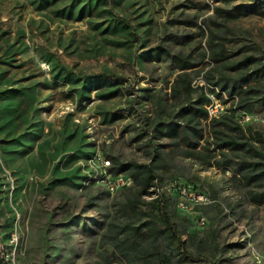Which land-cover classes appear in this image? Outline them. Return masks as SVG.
<instances>
[{
	"label": "rangeland",
	"instance_id": "374dc122",
	"mask_svg": "<svg viewBox=\"0 0 264 264\" xmlns=\"http://www.w3.org/2000/svg\"><path fill=\"white\" fill-rule=\"evenodd\" d=\"M75 1L67 18L58 13L71 0H0V44L9 39L16 53L0 57V111L16 115L34 100L28 127L0 135V246L16 244L21 264H120L99 242L132 181L110 171L115 161L149 164L156 149L160 190L189 225L192 256L181 264H264V203L232 171L181 152L206 154L209 121L193 138L176 120L177 142L155 131L200 92L225 112L250 85L263 102L240 125L264 137V70L256 82L240 79L264 68V0ZM181 75L192 100L173 94ZM117 178L125 185L107 192L102 181Z\"/></svg>",
	"mask_w": 264,
	"mask_h": 264
},
{
	"label": "trees",
	"instance_id": "16d2710c",
	"mask_svg": "<svg viewBox=\"0 0 264 264\" xmlns=\"http://www.w3.org/2000/svg\"><path fill=\"white\" fill-rule=\"evenodd\" d=\"M40 1L52 4L62 0ZM87 1L86 6L89 7L93 1L99 3L102 0ZM77 2L71 0L70 5H65L58 14L70 18L73 14L72 6ZM83 11L81 9L78 16L83 15ZM3 36L4 34L1 35ZM218 39L220 36L212 33L209 40L210 53L214 60L222 59L225 52L222 45L214 49ZM0 52H2L0 57L9 60L16 54L14 44H10L9 39L0 44ZM251 60L247 58L241 66H248ZM187 66L181 70L192 68L190 65ZM263 70L264 68L245 72L240 77L241 82L246 84L256 82L262 76ZM204 78L211 83L215 77L213 72H208ZM180 80L182 87L174 89L173 94L180 96V91L183 90L189 99L191 95L189 80L186 75H181ZM222 89L226 88L221 87ZM1 94L0 106L5 102ZM232 95L230 93V96ZM258 96V91L249 85L243 92V96L232 101L223 114L210 118L205 109L209 99L203 92H200L188 107L178 109L177 113L170 117L172 120L158 124L155 131L177 142L182 130L178 127L176 120L185 122L193 138H196L193 129L200 127L201 122L209 121L210 140L207 139L206 145L202 147L206 154L197 150L181 152L187 157L203 160V162L208 159L210 166L218 170L232 171L234 176L242 179L246 187L253 189L250 190L254 192L251 195L253 202L262 204L264 203V137L252 127H242L235 117L236 114L246 111L251 104H262L263 99H259ZM216 97L218 98L219 95ZM26 100L30 105L34 102L30 97ZM23 105L24 101L20 106ZM30 105H26V110L16 115H13L12 111H8L7 114L2 109L0 111V135L14 136L19 128L28 127ZM160 154V151L154 149L153 159L149 164L135 162L123 164L115 161L110 171L114 175L127 174L132 181V186L124 189L125 194L121 201L117 202L115 214L108 221L99 242L102 254H107L105 248L110 247L111 254L120 264H181L182 257L191 259L187 240L184 239L185 237L191 238V235L186 233L189 228L188 221L176 215L177 201L161 191L163 189L161 178L156 172L159 169ZM147 198H149L148 201ZM8 226L7 223V229Z\"/></svg>",
	"mask_w": 264,
	"mask_h": 264
},
{
	"label": "built area",
	"instance_id": "2783aa9c",
	"mask_svg": "<svg viewBox=\"0 0 264 264\" xmlns=\"http://www.w3.org/2000/svg\"><path fill=\"white\" fill-rule=\"evenodd\" d=\"M209 98V103L205 106V109L208 113V116L210 118L212 117H218L219 115L223 114L224 111L221 107L216 105L218 99L210 96ZM218 109L220 111H218ZM239 114V113H238ZM240 118L238 119L239 124H243L246 121H248V116L244 112H240ZM103 166L107 165L109 166V161H104L103 159H97ZM105 185V189L109 193H114L117 191L119 188L125 185L122 179H106L102 181ZM11 239L13 240V236H11ZM16 244L11 246L8 250L0 246V264H20L18 257H16Z\"/></svg>",
	"mask_w": 264,
	"mask_h": 264
}]
</instances>
